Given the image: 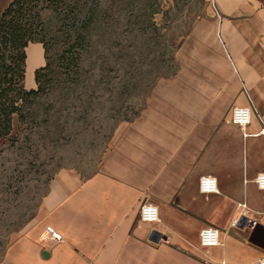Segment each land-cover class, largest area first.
Segmentation results:
<instances>
[{
  "label": "crops",
  "instance_id": "obj_1",
  "mask_svg": "<svg viewBox=\"0 0 264 264\" xmlns=\"http://www.w3.org/2000/svg\"><path fill=\"white\" fill-rule=\"evenodd\" d=\"M9 1L0 0V12ZM215 2L222 62L199 64V77L161 78L94 172H55L37 221L0 264H258L264 257V189L255 182L264 172L261 123L251 113L243 130L230 119L233 105L253 103L264 122V0ZM44 64L42 43L29 42L27 89ZM202 175L214 177V191H201ZM142 203L156 207L155 221L139 218ZM46 225L62 240L46 237ZM203 228L216 229L218 242L201 245Z\"/></svg>",
  "mask_w": 264,
  "mask_h": 264
},
{
  "label": "rangeland",
  "instance_id": "obj_2",
  "mask_svg": "<svg viewBox=\"0 0 264 264\" xmlns=\"http://www.w3.org/2000/svg\"><path fill=\"white\" fill-rule=\"evenodd\" d=\"M45 6L42 45L53 70L25 119L14 113L11 131L0 138V263L37 221L55 172H94L161 78L199 77V64L223 60L215 0H46ZM30 78L24 71L25 89Z\"/></svg>",
  "mask_w": 264,
  "mask_h": 264
},
{
  "label": "trees",
  "instance_id": "obj_3",
  "mask_svg": "<svg viewBox=\"0 0 264 264\" xmlns=\"http://www.w3.org/2000/svg\"><path fill=\"white\" fill-rule=\"evenodd\" d=\"M45 2L10 0L0 12V138L11 131L14 113L21 121L25 119L31 98L44 91L45 78L53 70L49 58L45 57V65L34 72L37 87L24 88L25 46L33 41L45 44L42 11L50 5L45 6Z\"/></svg>",
  "mask_w": 264,
  "mask_h": 264
},
{
  "label": "built area",
  "instance_id": "obj_4",
  "mask_svg": "<svg viewBox=\"0 0 264 264\" xmlns=\"http://www.w3.org/2000/svg\"><path fill=\"white\" fill-rule=\"evenodd\" d=\"M215 10L216 6L212 4ZM251 113H255L259 122L261 123L258 134L264 136V122L258 114L253 103L245 106L233 105L231 108L230 119L232 122L238 124L243 130L249 123ZM257 185L264 189V172H260L255 177ZM199 188L201 191L210 192L215 190V179L209 175H202L199 178ZM139 218L144 221H155L157 219L156 207L151 203H142L138 211ZM44 235L53 242L62 240V234L51 225H46L44 228ZM200 244L203 246H210L217 243V230L212 228H203L199 231ZM258 264H264V257L258 260Z\"/></svg>",
  "mask_w": 264,
  "mask_h": 264
},
{
  "label": "water",
  "instance_id": "obj_5",
  "mask_svg": "<svg viewBox=\"0 0 264 264\" xmlns=\"http://www.w3.org/2000/svg\"><path fill=\"white\" fill-rule=\"evenodd\" d=\"M242 222H243V218H242ZM159 236H160V235H159V233H158L157 231H153V232H152V237H151V238L154 239V240H156L157 238H159Z\"/></svg>",
  "mask_w": 264,
  "mask_h": 264
}]
</instances>
